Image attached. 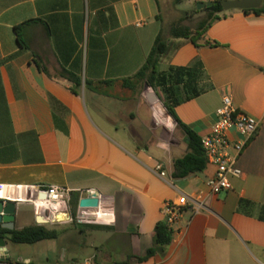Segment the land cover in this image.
I'll return each mask as SVG.
<instances>
[{"label": "crops", "instance_id": "crops-1", "mask_svg": "<svg viewBox=\"0 0 264 264\" xmlns=\"http://www.w3.org/2000/svg\"><path fill=\"white\" fill-rule=\"evenodd\" d=\"M162 30L155 0H0V200L18 202L14 230L59 232L33 245L5 239L0 255L32 264L141 258L165 223L164 203L187 195L164 252L130 264H264V14L224 12L198 46L171 38L158 67L203 63V94L176 108L201 138L227 95L261 123L238 162L242 175L220 195L207 185L214 165L173 178L185 136L134 79ZM51 187L65 189L66 200L46 201L40 191ZM91 193L99 207L81 210Z\"/></svg>", "mask_w": 264, "mask_h": 264}, {"label": "trees", "instance_id": "trees-1", "mask_svg": "<svg viewBox=\"0 0 264 264\" xmlns=\"http://www.w3.org/2000/svg\"><path fill=\"white\" fill-rule=\"evenodd\" d=\"M160 9V1L155 0ZM186 0H174L176 5L182 4ZM225 0H208L207 3H213L211 7L203 8L206 12V17L202 19L195 30L190 27L175 24L170 28V36L165 37L164 30L158 35L155 44L147 58L144 66L135 75L134 79L138 83L144 82L149 85L155 91L162 89L166 95L165 107L170 115L177 122L178 128L183 132L185 141L188 145V153L183 157L175 161L173 178L185 179L191 175L202 173L206 170L208 163L205 157V153L202 147L201 137L188 125L184 124L178 117L176 108L184 103L198 98L203 94V90L200 88L201 81L206 77L204 71V65L200 61H195L188 67H171L166 72H160L158 70L161 59L169 53L168 42L172 38L174 39H189L195 45H199V41L202 39L207 30L218 20L221 19V14L225 11L222 7V2ZM200 3V2H199ZM198 4V3H197ZM198 12V11H197ZM246 14L254 13L256 15L264 14L263 5L255 10H245ZM19 44L22 46L21 41V26H17L14 29ZM210 46H218L217 43H208ZM38 67L41 71L49 75L48 71L40 64ZM64 78H68L65 73L60 74ZM69 80L80 85L79 78L75 76H69ZM130 80L124 81L125 87H130ZM90 85V83H87ZM181 93L184 94L183 98H180ZM59 232L56 230H49L43 226L29 227L23 230L7 231L0 230V238H5L13 244H28L33 245L42 241L54 240L58 238ZM172 241V230L166 223H158L155 230V245L150 248L146 255L141 258H131L125 263L130 264L132 260L144 262L157 253H163L167 245Z\"/></svg>", "mask_w": 264, "mask_h": 264}, {"label": "built area", "instance_id": "built-area-1", "mask_svg": "<svg viewBox=\"0 0 264 264\" xmlns=\"http://www.w3.org/2000/svg\"><path fill=\"white\" fill-rule=\"evenodd\" d=\"M260 124L256 118L239 111L230 96L223 97L222 105L217 111L216 123L213 125L211 132L201 138L208 165L216 167L215 175L207 181L212 195H220L232 190L231 178L242 175L238 162L249 142L258 133ZM234 132L239 136L237 141L231 138V134ZM156 171H159L162 177L166 176V172L163 171L161 165L156 167ZM40 193L43 198L44 195L46 196L44 199L48 202L65 201L67 198V191L56 187L41 190ZM188 206L189 197L187 195H182L176 202L164 203L163 214L165 216V223L170 229L181 218ZM201 206V203L194 204L196 213L200 210ZM2 251L0 264H32L29 261L11 262L8 260L7 252L4 249ZM81 264L96 263L94 260H86Z\"/></svg>", "mask_w": 264, "mask_h": 264}, {"label": "water", "instance_id": "water-1", "mask_svg": "<svg viewBox=\"0 0 264 264\" xmlns=\"http://www.w3.org/2000/svg\"><path fill=\"white\" fill-rule=\"evenodd\" d=\"M264 3V0H225L222 2V7L225 12L232 10H255L260 8ZM213 3L200 2L198 3V9L202 10L205 7H211ZM148 98L150 103L154 104L159 110V96L149 91ZM44 198L46 196L44 195ZM99 198L96 193H91L89 197L84 198L80 202V209H96L99 207ZM18 202L0 200V230L13 231L15 228V219L17 212ZM5 238H0V247L5 248Z\"/></svg>", "mask_w": 264, "mask_h": 264}, {"label": "rangeland", "instance_id": "rangeland-1", "mask_svg": "<svg viewBox=\"0 0 264 264\" xmlns=\"http://www.w3.org/2000/svg\"><path fill=\"white\" fill-rule=\"evenodd\" d=\"M160 12L163 20V30L165 37L170 36V28L172 25L181 24L190 27L195 30L198 23L206 17V12L198 9V4L194 0H186L180 5H176L174 0H159ZM198 11V12H197ZM145 90L153 91L159 96V112H165V100L166 95L159 89L155 91L149 85L144 82L139 83ZM184 94L181 93L180 98H183ZM167 109V108H166ZM11 245L9 244V248Z\"/></svg>", "mask_w": 264, "mask_h": 264}]
</instances>
